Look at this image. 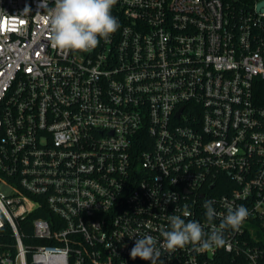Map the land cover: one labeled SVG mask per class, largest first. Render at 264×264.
<instances>
[{"label": "built area", "instance_id": "2783aa9c", "mask_svg": "<svg viewBox=\"0 0 264 264\" xmlns=\"http://www.w3.org/2000/svg\"><path fill=\"white\" fill-rule=\"evenodd\" d=\"M40 4L0 0V264H151L172 215L225 244L163 264H264V0H116L67 52Z\"/></svg>", "mask_w": 264, "mask_h": 264}, {"label": "clouds", "instance_id": "9594fccd", "mask_svg": "<svg viewBox=\"0 0 264 264\" xmlns=\"http://www.w3.org/2000/svg\"><path fill=\"white\" fill-rule=\"evenodd\" d=\"M115 3L116 0H54V7L50 8L49 0H41L40 7L49 13L48 31L53 47L65 52L88 51L99 44L100 38L107 40L120 27L118 19L111 14ZM204 208L206 218L211 222L217 215L213 201H206ZM188 215L184 213V216ZM248 216L249 211L244 206L235 210L229 208L221 229L238 230ZM169 219L171 230L162 232L164 239L160 246L156 247L157 240L151 235L137 238L130 251L133 259L139 257L150 260L151 264H163L160 261L162 250L170 254L191 244L196 251H207L225 244L222 232L205 233L199 222H185L179 215Z\"/></svg>", "mask_w": 264, "mask_h": 264}, {"label": "trees", "instance_id": "16d2710c", "mask_svg": "<svg viewBox=\"0 0 264 264\" xmlns=\"http://www.w3.org/2000/svg\"><path fill=\"white\" fill-rule=\"evenodd\" d=\"M29 231H30L29 236H31V228L28 230V233H29ZM24 243L27 245V247H29V248H33V246H31V245L34 244L32 238H27V239H25V242H24Z\"/></svg>", "mask_w": 264, "mask_h": 264}, {"label": "rangeland", "instance_id": "374dc122", "mask_svg": "<svg viewBox=\"0 0 264 264\" xmlns=\"http://www.w3.org/2000/svg\"><path fill=\"white\" fill-rule=\"evenodd\" d=\"M1 190L5 191V192H8V190L6 188H1Z\"/></svg>", "mask_w": 264, "mask_h": 264}]
</instances>
